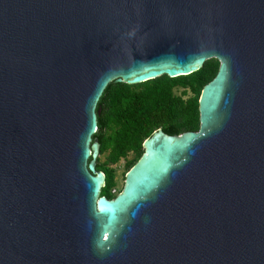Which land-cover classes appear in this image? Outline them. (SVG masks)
Instances as JSON below:
<instances>
[{"label": "water", "instance_id": "obj_1", "mask_svg": "<svg viewBox=\"0 0 264 264\" xmlns=\"http://www.w3.org/2000/svg\"><path fill=\"white\" fill-rule=\"evenodd\" d=\"M218 71L113 198L110 82ZM0 264H264V0H0Z\"/></svg>", "mask_w": 264, "mask_h": 264}, {"label": "trees", "instance_id": "obj_2", "mask_svg": "<svg viewBox=\"0 0 264 264\" xmlns=\"http://www.w3.org/2000/svg\"><path fill=\"white\" fill-rule=\"evenodd\" d=\"M219 61H205L198 70L176 77L160 75L137 84L110 82L104 89L97 108L99 130L94 134L100 142V153L106 152L104 163L97 160L96 168L105 174L101 194L113 198L116 185L114 169L109 164L126 157L130 169L142 155L143 141L161 128L168 134L196 131L199 128V98L204 85L217 73ZM182 88L180 94L175 90Z\"/></svg>", "mask_w": 264, "mask_h": 264}, {"label": "rangeland", "instance_id": "obj_3", "mask_svg": "<svg viewBox=\"0 0 264 264\" xmlns=\"http://www.w3.org/2000/svg\"><path fill=\"white\" fill-rule=\"evenodd\" d=\"M182 88H177L175 90L176 94L181 93ZM107 151L100 153L97 157V160H99L100 163H104L106 159ZM134 158V153L129 152L126 157L120 158L119 161L113 164H109L111 168L114 169V174H115V183L116 185L114 188L118 191V193L122 190L123 185H124V180H125V175L127 171L129 170L127 165V161L130 159Z\"/></svg>", "mask_w": 264, "mask_h": 264}, {"label": "built area", "instance_id": "obj_4", "mask_svg": "<svg viewBox=\"0 0 264 264\" xmlns=\"http://www.w3.org/2000/svg\"><path fill=\"white\" fill-rule=\"evenodd\" d=\"M111 192H112L113 194H117V193H118V191L114 188V186L111 188Z\"/></svg>", "mask_w": 264, "mask_h": 264}]
</instances>
